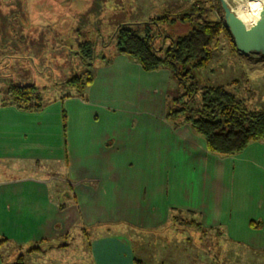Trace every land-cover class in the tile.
<instances>
[{
	"label": "crops",
	"instance_id": "obj_1",
	"mask_svg": "<svg viewBox=\"0 0 264 264\" xmlns=\"http://www.w3.org/2000/svg\"><path fill=\"white\" fill-rule=\"evenodd\" d=\"M106 56L80 95L38 109L0 102V240L14 250L0 264L39 245L66 256L68 238L89 230L114 234L92 237V264H158L157 248L160 264L170 248L186 264L183 237L168 240L185 228L264 250V139L210 152L190 122L168 117L170 69L145 70L114 49ZM180 215L196 225L174 230Z\"/></svg>",
	"mask_w": 264,
	"mask_h": 264
},
{
	"label": "rangeland",
	"instance_id": "obj_2",
	"mask_svg": "<svg viewBox=\"0 0 264 264\" xmlns=\"http://www.w3.org/2000/svg\"><path fill=\"white\" fill-rule=\"evenodd\" d=\"M195 7L198 11L193 10ZM185 12L186 19L183 17ZM160 17L164 19H157ZM152 20L155 23L146 24ZM204 20L224 22L218 0H0V102L6 98L8 86L12 83H33L43 102L70 93L80 95L81 90L63 82L73 75L85 78L88 71L94 75L95 66L114 49V42L110 40L118 25L128 24L139 34H148L153 38L156 49H164L171 38L176 39ZM223 24L225 29L210 46L211 61L205 68L191 72L193 81L198 84V94L193 99L189 98L172 76L169 89L172 107L175 98L179 102L189 98L188 106L197 108L201 106L202 87L216 85H223L243 99L244 105L250 109L262 105L264 62L244 58L240 61L233 37ZM82 42L95 43L94 63L82 61L79 52ZM255 55L262 58L260 54ZM257 60L259 63L255 62ZM173 220L174 230L177 226L196 225L192 219L181 215ZM184 230L180 229L179 234L170 231L168 240L176 244L180 236L183 237L184 241L179 243L183 244L186 253H191L190 259L188 256L185 260L186 264H195V257H200V264H264V250L238 247L224 240L220 234L211 235L200 229H195L194 233ZM129 235L142 240L141 244L145 242L144 235ZM112 236L114 234L107 230L74 233L68 238L66 248L61 247L66 256L62 254L55 258L51 255L54 249L39 245L18 253L16 261L20 257L23 264H64L66 260L69 264H92V237ZM176 250H166L169 264H180L178 259L183 261ZM6 252L13 254L14 250L0 241V259ZM163 252L162 249H154L151 258L158 264L163 263ZM75 259L79 261L73 263Z\"/></svg>",
	"mask_w": 264,
	"mask_h": 264
},
{
	"label": "trees",
	"instance_id": "obj_3",
	"mask_svg": "<svg viewBox=\"0 0 264 264\" xmlns=\"http://www.w3.org/2000/svg\"><path fill=\"white\" fill-rule=\"evenodd\" d=\"M193 10L198 11L197 7ZM183 17L187 18L186 12ZM157 19L163 20L164 17ZM152 23H155V20L146 24ZM223 23L221 20L197 22L185 34L179 35L176 39L171 38L169 45L164 49L160 47L156 49L153 38L148 34H139L128 24L118 25L110 42H114L116 52L128 55L139 62L145 70L163 67L170 69L178 85L182 86L186 95L193 99L198 94V84L193 81L194 76L191 72L207 66L211 59L210 46L225 29ZM94 46L93 42L80 43L79 52L84 63H94L96 59ZM91 80L92 74L88 71L85 78L73 75L63 83L82 91ZM202 88L201 106L191 108L188 106L191 99L179 102L178 98H175L172 101L174 107L172 104L168 106V117L183 118L190 122L192 128L204 137L207 149L218 155L237 153L251 141L264 139V101L259 108L250 109L244 105L243 99L238 98L223 85ZM2 103H12L24 109H38L43 99L38 95L33 83H12L8 86L6 98L2 99ZM19 260L13 264H23Z\"/></svg>",
	"mask_w": 264,
	"mask_h": 264
},
{
	"label": "water",
	"instance_id": "obj_4",
	"mask_svg": "<svg viewBox=\"0 0 264 264\" xmlns=\"http://www.w3.org/2000/svg\"><path fill=\"white\" fill-rule=\"evenodd\" d=\"M219 3L236 50L243 55L256 53L264 56V25L255 24L247 28L225 0H219Z\"/></svg>",
	"mask_w": 264,
	"mask_h": 264
},
{
	"label": "bare ground",
	"instance_id": "obj_5",
	"mask_svg": "<svg viewBox=\"0 0 264 264\" xmlns=\"http://www.w3.org/2000/svg\"><path fill=\"white\" fill-rule=\"evenodd\" d=\"M247 28L264 25V0H225Z\"/></svg>",
	"mask_w": 264,
	"mask_h": 264
}]
</instances>
